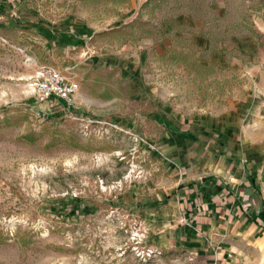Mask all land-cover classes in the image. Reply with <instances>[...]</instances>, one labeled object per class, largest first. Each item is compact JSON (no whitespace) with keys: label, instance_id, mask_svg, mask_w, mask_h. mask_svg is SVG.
Masks as SVG:
<instances>
[{"label":"rangeland","instance_id":"1","mask_svg":"<svg viewBox=\"0 0 264 264\" xmlns=\"http://www.w3.org/2000/svg\"><path fill=\"white\" fill-rule=\"evenodd\" d=\"M44 68L72 107L39 100ZM253 120L264 0H0V264H160L134 194Z\"/></svg>","mask_w":264,"mask_h":264},{"label":"crops","instance_id":"2","mask_svg":"<svg viewBox=\"0 0 264 264\" xmlns=\"http://www.w3.org/2000/svg\"><path fill=\"white\" fill-rule=\"evenodd\" d=\"M247 127L264 129V121L222 126V145L236 134L237 153L214 159L213 136L205 154L181 152V172L165 169L164 183L158 177L134 194L160 264H264V133Z\"/></svg>","mask_w":264,"mask_h":264},{"label":"built area","instance_id":"3","mask_svg":"<svg viewBox=\"0 0 264 264\" xmlns=\"http://www.w3.org/2000/svg\"><path fill=\"white\" fill-rule=\"evenodd\" d=\"M31 86L34 88L41 101L56 100L63 106L70 108L74 105L75 95L77 93L78 86L61 76L54 70L48 69L40 73L39 77L34 79ZM143 239L148 238V232L144 228ZM138 251V249H135ZM140 255H146L148 257L155 255V250L147 248L138 252Z\"/></svg>","mask_w":264,"mask_h":264}]
</instances>
